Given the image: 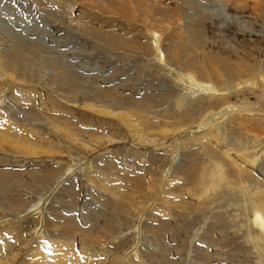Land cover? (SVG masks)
Masks as SVG:
<instances>
[{
	"label": "rangeland",
	"instance_id": "obj_1",
	"mask_svg": "<svg viewBox=\"0 0 264 264\" xmlns=\"http://www.w3.org/2000/svg\"><path fill=\"white\" fill-rule=\"evenodd\" d=\"M226 103L250 113L207 124ZM256 208L264 0H0V264H264Z\"/></svg>",
	"mask_w": 264,
	"mask_h": 264
},
{
	"label": "bare ground",
	"instance_id": "obj_2",
	"mask_svg": "<svg viewBox=\"0 0 264 264\" xmlns=\"http://www.w3.org/2000/svg\"><path fill=\"white\" fill-rule=\"evenodd\" d=\"M153 36L155 37V39H154L155 43L158 45L159 37H161V36L158 34V32H153ZM160 54H161V52H160ZM160 62H162L163 64H167V60L163 58L162 54L160 56ZM188 75L190 76L188 78V80L191 83L193 81L196 83V79L194 78V76L192 74H188ZM202 86L205 88V90L208 94L217 95V96L218 95L224 96L227 94V92H225V91L222 92V91L216 90L211 84H206V83L203 84L202 83ZM232 110L236 111L237 113H250V110L247 107L226 103L225 105L221 106L220 109L214 110L211 114H208L205 118L206 123L209 124L211 122H215V124H218V123L223 121L222 120L223 117H225V119H226L227 116L229 115V112H231ZM105 114H108V113L105 112ZM110 114L115 116L118 119L117 121L122 126L125 127V129L129 133V135L131 136L132 143H134L135 145L154 146V145L158 144L157 141L159 139L154 137L155 136L154 130H153V132L147 131L149 129L146 130V128L144 126L145 120H143L142 117H140L141 116L140 113H139L140 116H138V115L134 116V115L129 114V112H125V111L124 112H118V113H110ZM182 129H183L182 132H185L188 130L187 127H183ZM15 130L11 134V137H13V140L11 141V143L15 144L16 146H20V144L17 143L16 140H23V139H25L26 141H29L31 144L34 142L32 135L26 134L22 129H15ZM25 130L27 131V129H25ZM202 136H204L205 140H207V141L212 139L213 138L212 128H208L206 125L205 128L202 130ZM118 140L120 141L122 139H119V138L118 139L117 138L111 139L110 138L108 140V142L117 143ZM161 141L165 142L166 138L162 137ZM223 154H225L228 158H230V160H232L237 166H239V167L242 166V164L235 161L231 157L230 148H227L226 150H224ZM252 220H253L252 222L255 225L254 227L257 230V233L253 237V239L259 243H262V241L264 242V210L262 211V210L256 208L254 210V212L252 213ZM64 244H60L58 247H57V245L56 246L50 245V253H52V255H51L52 258H51L50 264H77V261H79V258H78L79 256L75 252L71 251V249H70L69 253H68V250L64 251L65 250L64 248H67V247L69 248L71 246V245L66 246ZM85 253L89 254L90 252L85 249ZM88 258H90V257L88 256L84 260L79 261L78 264H87V262H90L91 260H93V256L90 259H88ZM76 259H77V261H76Z\"/></svg>",
	"mask_w": 264,
	"mask_h": 264
}]
</instances>
